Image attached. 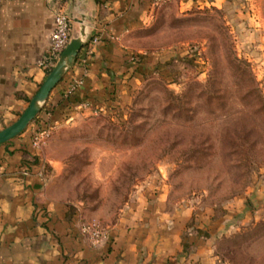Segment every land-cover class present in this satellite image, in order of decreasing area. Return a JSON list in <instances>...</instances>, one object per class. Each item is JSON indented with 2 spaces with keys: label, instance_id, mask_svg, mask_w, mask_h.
Returning a JSON list of instances; mask_svg holds the SVG:
<instances>
[{
  "label": "rangeland",
  "instance_id": "obj_1",
  "mask_svg": "<svg viewBox=\"0 0 264 264\" xmlns=\"http://www.w3.org/2000/svg\"><path fill=\"white\" fill-rule=\"evenodd\" d=\"M153 15L142 48L171 56L145 74L122 116L51 132L54 190L80 224L104 229L146 189L212 218L242 209L226 221L236 226L218 241L221 259L264 264V0L187 10L161 0Z\"/></svg>",
  "mask_w": 264,
  "mask_h": 264
},
{
  "label": "crops",
  "instance_id": "obj_2",
  "mask_svg": "<svg viewBox=\"0 0 264 264\" xmlns=\"http://www.w3.org/2000/svg\"><path fill=\"white\" fill-rule=\"evenodd\" d=\"M159 1L0 0V130L27 107L53 64L48 48L55 10L68 13L72 24L82 18L90 39L51 90L38 121L53 132L88 115L122 116L145 74L171 56L145 51L138 36ZM170 1L179 10L227 3ZM77 30L73 25L72 34ZM94 36L99 40L91 47ZM30 134L27 127L0 144V264H224L218 241L236 226L226 221L242 209L212 218L167 206L161 190L136 192L91 246L78 211L54 190L46 144L33 149Z\"/></svg>",
  "mask_w": 264,
  "mask_h": 264
},
{
  "label": "water",
  "instance_id": "obj_3",
  "mask_svg": "<svg viewBox=\"0 0 264 264\" xmlns=\"http://www.w3.org/2000/svg\"><path fill=\"white\" fill-rule=\"evenodd\" d=\"M78 27L77 33L72 34V27ZM90 39L87 26L83 19H74L70 25V36L67 45L60 52L37 91L30 99L27 107L20 113L16 120L0 130V144L6 143L22 133L38 115L44 106L51 90L63 78L68 69L73 65L80 48Z\"/></svg>",
  "mask_w": 264,
  "mask_h": 264
},
{
  "label": "built area",
  "instance_id": "obj_4",
  "mask_svg": "<svg viewBox=\"0 0 264 264\" xmlns=\"http://www.w3.org/2000/svg\"><path fill=\"white\" fill-rule=\"evenodd\" d=\"M53 19L54 26L50 35L48 48L52 63H54V60L69 41L71 16L62 10H55L53 12ZM98 40L99 39L97 36L92 37L90 41L91 47L92 45L96 44ZM51 67L52 66L48 68L50 69ZM76 84H80V81H77ZM30 132V146L33 149H39L47 143L51 136L52 130L48 126L40 129L32 124ZM79 228L80 232L86 237L88 243L91 246L98 245L106 235L105 229L95 219L81 223Z\"/></svg>",
  "mask_w": 264,
  "mask_h": 264
},
{
  "label": "trees",
  "instance_id": "obj_5",
  "mask_svg": "<svg viewBox=\"0 0 264 264\" xmlns=\"http://www.w3.org/2000/svg\"><path fill=\"white\" fill-rule=\"evenodd\" d=\"M49 70L50 69L47 68L46 69V73H48ZM32 124L34 126H37V128H40V129L46 127V124L44 122L38 121V115L35 117V119L33 120Z\"/></svg>",
  "mask_w": 264,
  "mask_h": 264
}]
</instances>
